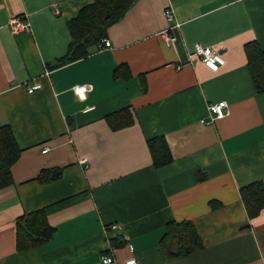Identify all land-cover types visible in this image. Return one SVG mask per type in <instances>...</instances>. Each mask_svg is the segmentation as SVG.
Wrapping results in <instances>:
<instances>
[{
  "label": "crops",
  "instance_id": "0c3cea01",
  "mask_svg": "<svg viewBox=\"0 0 264 264\" xmlns=\"http://www.w3.org/2000/svg\"><path fill=\"white\" fill-rule=\"evenodd\" d=\"M90 1L0 0V125L21 147L0 188V264H101L103 252L119 264H264V208L249 217L239 191L264 181V90L243 48L264 49V0H172V28L168 0H135L108 26L109 47L56 65L67 20ZM22 14L30 30L12 33ZM196 43L221 45L224 63L190 56ZM221 99L228 111L212 121L208 105ZM159 137L172 158L157 166L148 143ZM38 208L53 236L17 249V218ZM182 219L202 246L166 255V223Z\"/></svg>",
  "mask_w": 264,
  "mask_h": 264
},
{
  "label": "trees",
  "instance_id": "16d2710c",
  "mask_svg": "<svg viewBox=\"0 0 264 264\" xmlns=\"http://www.w3.org/2000/svg\"><path fill=\"white\" fill-rule=\"evenodd\" d=\"M135 0H91L81 6L77 13L67 20L70 40L66 52L56 59L61 65L87 55L91 49L106 37L109 25L118 20ZM247 66L255 88L264 90V49L255 40L243 45ZM120 66L115 68L118 75ZM119 118L114 124L125 121L121 111L113 113ZM149 149L155 165H163L172 158L164 138L149 140ZM21 153L13 130L9 124L0 125V188L13 182L11 166ZM50 169H43L36 177L38 181L49 179ZM241 199L249 217H254L264 208V181L254 180L239 188ZM48 222L44 208H38L20 215L16 220L15 244L24 249L48 241L54 232ZM162 247L166 255H188L202 246L193 222L189 219L171 220L166 223L162 236Z\"/></svg>",
  "mask_w": 264,
  "mask_h": 264
},
{
  "label": "built area",
  "instance_id": "2783aa9c",
  "mask_svg": "<svg viewBox=\"0 0 264 264\" xmlns=\"http://www.w3.org/2000/svg\"><path fill=\"white\" fill-rule=\"evenodd\" d=\"M172 0H168L167 4L163 9V14L169 22H172V25L169 28L177 26L179 23L175 19V13L172 8L171 2ZM9 27L12 33H17L20 30L29 31L30 30V23L27 20V17L22 15H15L11 16L9 19ZM163 34H167V31L164 30ZM167 42L169 43L170 40L173 39L171 35H165ZM111 45L109 39L103 37L99 44V47H109ZM221 45H204L201 43L195 44L194 52L190 54V56H197L199 57L205 65L213 70H217L221 64L224 63V57L221 55ZM40 87V82L37 79L27 86L28 91H33L34 89ZM86 85H74L73 91L75 93H81L86 90ZM210 119L213 121L216 118L224 117L228 111V102L225 99H221L215 102H211L208 105ZM205 122V120H202ZM208 121V120H207ZM206 121V122H207ZM48 147L45 146L43 150H47ZM82 163L87 161L86 157H83L80 160ZM101 264H119L112 253L110 252H103L100 255ZM122 264H144L142 261L135 257L127 258Z\"/></svg>",
  "mask_w": 264,
  "mask_h": 264
}]
</instances>
